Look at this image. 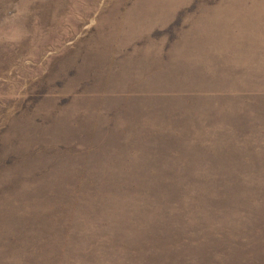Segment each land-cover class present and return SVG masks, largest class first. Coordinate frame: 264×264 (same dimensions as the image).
<instances>
[{"label": "rangeland", "instance_id": "obj_1", "mask_svg": "<svg viewBox=\"0 0 264 264\" xmlns=\"http://www.w3.org/2000/svg\"><path fill=\"white\" fill-rule=\"evenodd\" d=\"M0 264H264V0H0Z\"/></svg>", "mask_w": 264, "mask_h": 264}]
</instances>
